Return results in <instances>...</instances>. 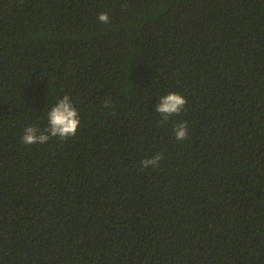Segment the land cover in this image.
<instances>
[{
	"label": "trees",
	"instance_id": "1",
	"mask_svg": "<svg viewBox=\"0 0 264 264\" xmlns=\"http://www.w3.org/2000/svg\"><path fill=\"white\" fill-rule=\"evenodd\" d=\"M0 264H264V0H0Z\"/></svg>",
	"mask_w": 264,
	"mask_h": 264
},
{
	"label": "clouds",
	"instance_id": "2",
	"mask_svg": "<svg viewBox=\"0 0 264 264\" xmlns=\"http://www.w3.org/2000/svg\"><path fill=\"white\" fill-rule=\"evenodd\" d=\"M98 21L103 24L111 22L109 13L101 12ZM107 103V102H106ZM188 101L179 91H171L159 97L155 112L161 116V123L167 122L171 117L179 115L186 107ZM81 124L80 114L71 97L67 94L58 98L57 102L47 113V127L41 131L37 126L29 125L24 128L21 142L24 145L46 144L52 138L68 140L77 135ZM174 136L178 141H184L189 136L188 122L180 121L174 126ZM163 153H156L140 161L144 169L159 167Z\"/></svg>",
	"mask_w": 264,
	"mask_h": 264
}]
</instances>
